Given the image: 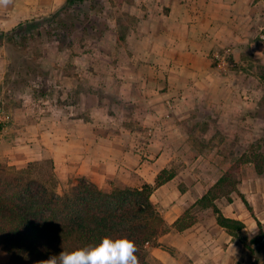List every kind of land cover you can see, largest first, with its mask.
Segmentation results:
<instances>
[{
  "label": "crops",
  "instance_id": "1",
  "mask_svg": "<svg viewBox=\"0 0 264 264\" xmlns=\"http://www.w3.org/2000/svg\"><path fill=\"white\" fill-rule=\"evenodd\" d=\"M72 3L0 4V32L43 23ZM100 7L106 29L83 34L99 42L52 49V87L21 84V53L0 39V102L12 115L0 166L47 163L64 188L79 180L104 191L151 186L165 231L145 245L150 264H264V172L243 158L264 115V0ZM223 47L232 50L226 73L212 60ZM50 89L55 109L43 102ZM163 171L170 178L155 186ZM218 183L212 205L240 230L219 226L201 202ZM0 264H11L7 253Z\"/></svg>",
  "mask_w": 264,
  "mask_h": 264
},
{
  "label": "trees",
  "instance_id": "2",
  "mask_svg": "<svg viewBox=\"0 0 264 264\" xmlns=\"http://www.w3.org/2000/svg\"><path fill=\"white\" fill-rule=\"evenodd\" d=\"M36 26V22L18 25L7 33L0 32V39L9 45L18 44L33 35ZM252 162L258 173L264 172L257 161ZM29 167L15 170L0 166V245L11 264H36L61 251L95 246L104 237L134 241L139 264H150L145 245L165 231L163 220L149 200L151 186L104 191L79 180L59 195L31 179ZM169 178L166 171L161 172L155 186ZM219 185L201 202L213 208L219 226L229 232L240 230L241 223L224 218L212 205ZM257 229L259 238H263L264 229L259 223Z\"/></svg>",
  "mask_w": 264,
  "mask_h": 264
},
{
  "label": "rangeland",
  "instance_id": "3",
  "mask_svg": "<svg viewBox=\"0 0 264 264\" xmlns=\"http://www.w3.org/2000/svg\"><path fill=\"white\" fill-rule=\"evenodd\" d=\"M102 17L103 9L100 7V0H75L71 7L62 10L54 18L51 17L37 24L33 35L26 37L25 41L18 44L12 43L11 49L21 53V56L17 57L18 61L14 62L19 67L18 81L21 84L26 82L32 86L38 85V88L40 84L52 87V84L47 82L49 79L47 68L51 67L49 61L52 59V49H65L74 42L76 45H81L85 41L94 46L99 40L94 36L84 37L83 34L99 33L105 30L107 25L103 23ZM32 70L36 71L39 77L31 73ZM46 93L47 97L55 99L51 89ZM259 116L263 117V121L253 131L254 135L246 150L250 152H247L248 155L246 153V158L249 157L250 160L257 161L264 167V115ZM28 169V176L31 179L44 183L59 195L71 188H64L55 181L47 163L31 164Z\"/></svg>",
  "mask_w": 264,
  "mask_h": 264
},
{
  "label": "clouds",
  "instance_id": "4",
  "mask_svg": "<svg viewBox=\"0 0 264 264\" xmlns=\"http://www.w3.org/2000/svg\"><path fill=\"white\" fill-rule=\"evenodd\" d=\"M10 0H0V4L7 5ZM136 243L127 238L113 240L104 237L95 246H88L71 252H59L45 259L38 260L36 264H139L136 255ZM6 252L0 248V257Z\"/></svg>",
  "mask_w": 264,
  "mask_h": 264
},
{
  "label": "built area",
  "instance_id": "5",
  "mask_svg": "<svg viewBox=\"0 0 264 264\" xmlns=\"http://www.w3.org/2000/svg\"><path fill=\"white\" fill-rule=\"evenodd\" d=\"M212 60L218 71L221 73H226L232 67V50L230 47H223L219 51L215 52L212 55ZM43 102L46 106L55 109L54 100L46 97L43 99ZM43 103V104H44ZM168 117V114L166 115ZM12 122V115L5 108L4 104L0 102V140L3 138L6 130ZM264 241V237H263Z\"/></svg>",
  "mask_w": 264,
  "mask_h": 264
}]
</instances>
